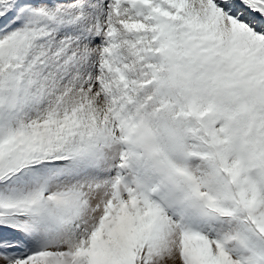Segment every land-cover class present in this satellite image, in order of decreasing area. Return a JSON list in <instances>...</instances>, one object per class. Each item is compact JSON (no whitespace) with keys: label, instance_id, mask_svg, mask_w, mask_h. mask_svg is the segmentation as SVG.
<instances>
[{"label":"snow or ice","instance_id":"6c2138e0","mask_svg":"<svg viewBox=\"0 0 264 264\" xmlns=\"http://www.w3.org/2000/svg\"><path fill=\"white\" fill-rule=\"evenodd\" d=\"M0 264H264V0H0Z\"/></svg>","mask_w":264,"mask_h":264}]
</instances>
